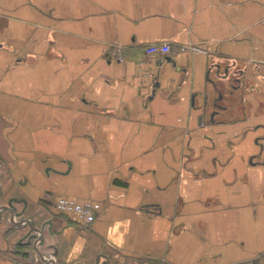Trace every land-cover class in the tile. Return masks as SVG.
<instances>
[{
  "label": "crops",
  "instance_id": "crops-1",
  "mask_svg": "<svg viewBox=\"0 0 264 264\" xmlns=\"http://www.w3.org/2000/svg\"><path fill=\"white\" fill-rule=\"evenodd\" d=\"M0 264H264V0H0Z\"/></svg>",
  "mask_w": 264,
  "mask_h": 264
},
{
  "label": "built area",
  "instance_id": "built-area-1",
  "mask_svg": "<svg viewBox=\"0 0 264 264\" xmlns=\"http://www.w3.org/2000/svg\"><path fill=\"white\" fill-rule=\"evenodd\" d=\"M196 51L198 48H194ZM170 44L166 42L153 43L145 49L146 54H169ZM52 206L58 213L67 214L77 220L82 225H90L96 219L98 211L102 205L95 200L79 201L74 198L60 196L53 201Z\"/></svg>",
  "mask_w": 264,
  "mask_h": 264
},
{
  "label": "water",
  "instance_id": "water-1",
  "mask_svg": "<svg viewBox=\"0 0 264 264\" xmlns=\"http://www.w3.org/2000/svg\"><path fill=\"white\" fill-rule=\"evenodd\" d=\"M170 61V60H169Z\"/></svg>",
  "mask_w": 264,
  "mask_h": 264
}]
</instances>
